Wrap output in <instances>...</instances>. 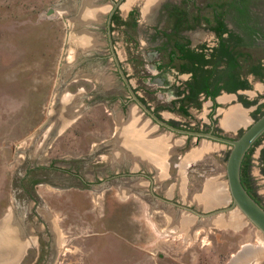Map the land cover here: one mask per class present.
Returning <instances> with one entry per match:
<instances>
[{
  "label": "rangeland",
  "instance_id": "rangeland-1",
  "mask_svg": "<svg viewBox=\"0 0 264 264\" xmlns=\"http://www.w3.org/2000/svg\"><path fill=\"white\" fill-rule=\"evenodd\" d=\"M101 2L99 26H90L85 13L95 9L94 0H0V223L10 222L3 231H22V218L29 225L33 248L26 249L22 264L36 263L38 256V264H248L251 251L264 253V241L238 211L223 214L225 222L191 218L184 212L186 225L170 206L135 191L141 186L128 178L108 182L110 173L121 172L111 154L114 137H122L118 143L124 144L120 132L125 118L119 114L120 99L127 95L107 58L101 25L110 6ZM129 3L123 11L131 8ZM201 11L211 16L206 6ZM139 31L116 28L114 37L123 68L145 91L139 73L147 74V64L153 61L136 49H149L151 32L149 26ZM125 35L133 36L136 49L128 47ZM252 52L264 58V48ZM253 84L243 96L259 99L261 105L244 111L236 128L222 132L227 137L238 138L264 114V85ZM149 88L151 96L141 94L152 106L167 104L154 95L155 86ZM59 102L71 103L80 115L61 128L55 120L50 122ZM130 107L144 139L160 143L163 155L174 149L153 174L155 193L200 212L231 205L225 178L229 146L159 129L146 117L141 121L134 103ZM189 113L191 117L166 111L163 116L182 126L202 127L206 108ZM220 119L223 123L225 116ZM262 150L264 136L249 159L253 195L264 205ZM258 257L249 264H264V255Z\"/></svg>",
  "mask_w": 264,
  "mask_h": 264
},
{
  "label": "flooded vegetation",
  "instance_id": "flooded-vegetation-1",
  "mask_svg": "<svg viewBox=\"0 0 264 264\" xmlns=\"http://www.w3.org/2000/svg\"><path fill=\"white\" fill-rule=\"evenodd\" d=\"M106 2L109 4L110 9L105 22L101 26H105L103 30L106 34L109 51L107 58L111 59L113 66L115 64L111 57L107 26H110L111 38L118 58L114 37L116 28L141 34L140 29L143 31L145 26L150 27L151 36L149 41L151 44L147 51L141 50V46L137 50L136 47L139 44L135 42L133 36L125 35V42H129L128 47L131 50L136 49L138 54L144 52L148 60L153 61L147 64V74L139 73V79L148 89L144 91L132 83V76L123 68V63L119 58L136 96L159 119L173 127L186 131L211 132L220 137L233 139L222 133L223 131L226 132L225 129L236 128L237 122H227L234 112L230 110L237 108L241 113H244L250 107L256 106L259 109L258 107L261 105L259 99L247 100L243 95L254 88L253 82L264 85V58L260 59L252 52L253 49L264 48V0H213V2L211 0H106ZM127 2H130L131 8L123 11V5ZM101 4V0H94L95 9H92L90 16L87 15L90 17V26H99L98 20L104 15ZM200 4L212 10L211 16L203 14L201 11L203 7ZM112 12L113 15L109 24V17ZM83 18L80 17V20ZM151 86L156 87L154 95H157L159 99L166 100V105L152 106L148 99L141 94L145 92V94L151 96L152 93L149 90ZM123 87L127 97L121 98L120 104L125 124L122 126L123 132H119L123 135L126 132L124 137L126 140L124 144H121L123 141L118 140V137H114L112 144L115 143L116 145L112 146L111 154L115 159L113 161L114 166L116 168L121 166V172L117 175L114 172L110 173L111 177L108 178V182L121 176L122 178H128V182L131 184L134 182L135 185L141 186L138 190L134 189L135 191L140 192V194L148 193L152 197L150 190L152 189L155 192V186L157 185L152 175L157 173L156 167H154L155 164L152 158L143 160L141 156L154 157L149 148L153 146L152 143L156 140L143 138L142 132L145 133L144 129L141 126H136V118H132L130 115V105L134 102L131 100L132 97L127 88ZM224 96L228 97L227 101L222 99ZM226 103H229V106L232 107L225 115L223 110H225ZM204 108L207 111L205 115L207 120L203 118L205 125L203 124L202 127L182 126L163 116V112L168 111L191 117L190 109L200 111ZM140 113L141 121L144 120L142 117H146L147 121L157 128L176 134L157 125L146 113L142 111ZM223 116H225V122L221 123L220 117ZM133 125L135 128H133ZM151 129H149L150 132ZM129 130L132 133L128 137L127 132ZM186 138L188 140L194 139L193 137ZM197 140L204 139L197 138ZM119 141L121 142L118 143ZM206 141L215 143L210 139H206ZM169 149L165 152L166 157H169L174 151ZM247 160V157H245L242 168L244 172L248 171L249 175L250 166ZM137 179L138 182H135ZM146 182H148V185L145 184ZM125 183L123 182V184ZM250 190L251 195L257 199L253 195L252 187ZM156 194L165 197L164 194ZM260 204L264 206L261 202ZM19 224L23 228L19 233L15 231L0 232V264H22L21 262L27 256V250L33 248L27 237L32 234L28 228L29 225L24 218L20 220ZM25 235L27 241L24 240ZM39 257L38 261H40ZM38 261L32 264H38ZM43 264H50V262Z\"/></svg>",
  "mask_w": 264,
  "mask_h": 264
},
{
  "label": "water",
  "instance_id": "water-1",
  "mask_svg": "<svg viewBox=\"0 0 264 264\" xmlns=\"http://www.w3.org/2000/svg\"><path fill=\"white\" fill-rule=\"evenodd\" d=\"M84 12V11H83ZM82 12V13H83ZM92 13V11H86L85 16ZM113 12L110 14L109 17V24L111 21V17ZM87 22V19H85ZM83 27V26H81ZM108 28V39L110 42V51L111 57L114 60V67L115 70L118 72L119 77L122 81L123 86H125L132 97V101L135 104V107L139 111H142L148 115V117L153 120L157 125L162 126L164 128L169 129L170 131L182 135L184 137H193L194 139L203 138L204 140L210 139L215 143H219L221 145H227L230 147V152L227 158L226 163V186L229 192V195L232 199V203L229 207H224L216 210H212L210 212H200L189 205H186L182 202H177L165 197H161L157 195L152 189L150 190V194L158 200L163 206H170V209H174L176 214H174L177 220H185L186 214L184 212L191 214V218H200L203 220L211 221L213 219H221L225 222L226 218L223 214H227L230 212L238 211L239 214L251 223L259 232L262 240L264 241V206H262L256 199L247 191L245 186L242 183V166L244 159L248 152L253 148L256 142L264 136V114L260 116L255 122H253L245 131L236 139H228L225 137L217 136L213 133H202V132H194V131H186L182 129H178L173 127L166 122L159 119L134 93L128 78L125 75V72L122 68L120 60L115 52L112 38H111V31L110 26ZM70 30L67 31V39L70 35ZM67 45V40H66ZM58 108L54 112L53 116L51 117V121L55 120L56 126L59 125V128L63 127L66 123L74 121L79 115V110H76L75 107L72 106L71 103H58ZM75 109V110H74ZM69 111V112H66ZM50 122L46 123L42 129H45L49 126ZM65 122V123H64ZM58 128V129H59ZM214 205V204H212ZM172 213V212H171ZM180 213V214H179ZM220 220V222H221ZM8 221V220H7ZM7 221H3L0 223V232L5 230ZM194 222V221H193ZM10 225V222L7 226ZM255 251V250H254ZM260 250H256L255 254L252 256V259H257L258 256L264 255L263 252ZM259 258V257H258Z\"/></svg>",
  "mask_w": 264,
  "mask_h": 264
},
{
  "label": "crops",
  "instance_id": "crops-1",
  "mask_svg": "<svg viewBox=\"0 0 264 264\" xmlns=\"http://www.w3.org/2000/svg\"><path fill=\"white\" fill-rule=\"evenodd\" d=\"M222 99H225L226 101H227V99H228V97L227 96H224V97H222ZM235 110H239V109H235ZM235 110H233V111H235ZM115 114V113H114ZM130 115L132 116V118H136V112L132 109V110H130ZM118 116V115H117ZM119 116H121L122 117V119H123V112H122V114H119ZM133 128H135V126L133 125ZM125 134L123 135L124 137L126 136V132H124ZM131 133H132V131L131 130H129L128 132H127V136L129 137V135L131 136ZM121 141H123L122 140V137H121V139H120ZM126 140V138H124V141ZM129 140V139H128ZM136 140V139H135ZM136 141H138V140H136ZM153 144V146H151L150 148H149V151L151 152V154L155 157H150V156H148V155H143V156H141L142 157V159L143 160H148V159H153L154 160V167H156V171H157V173H158V171H160V169H161V167H163L164 166V155L166 154H164L163 155V153H164V150L162 149V147H161V145H160V143L158 144V142L157 141H155L154 143H152ZM138 150V149H137ZM170 151L172 150H174V149H169ZM168 150V151H169ZM169 151V152H170ZM160 152V153H159ZM162 159H163V161H162ZM160 164V165H159ZM153 175V174H152ZM153 178H154V180H155V183H156V177L153 175ZM153 180V181H154ZM165 195V194H164ZM153 197V196H152ZM166 197V196H165ZM155 199V198H154ZM255 253L254 251H251L250 252V254L253 256V254ZM252 256H250L249 257V263L252 261V260H254V259H252ZM248 263V264H249Z\"/></svg>",
  "mask_w": 264,
  "mask_h": 264
},
{
  "label": "trees",
  "instance_id": "trees-1",
  "mask_svg": "<svg viewBox=\"0 0 264 264\" xmlns=\"http://www.w3.org/2000/svg\"><path fill=\"white\" fill-rule=\"evenodd\" d=\"M261 140H258L257 142H256V144L254 145V147L250 150V153L246 156L247 157V163L248 164H250V156H251V153L253 152V150H254V148H255V146L260 142ZM261 162L264 164V150L262 151V154H261ZM243 167V166H242ZM242 171H243V168H242ZM263 173H264V171H263ZM242 183H243V185L245 186V188L247 189V191L251 194V187H252V184H251V178H250V176L248 175V171H246V172H242ZM256 201H258L257 199H256ZM259 203H260V201H258Z\"/></svg>",
  "mask_w": 264,
  "mask_h": 264
},
{
  "label": "bare ground",
  "instance_id": "bare-ground-1",
  "mask_svg": "<svg viewBox=\"0 0 264 264\" xmlns=\"http://www.w3.org/2000/svg\"><path fill=\"white\" fill-rule=\"evenodd\" d=\"M82 20V19H81ZM83 21H84V19H83ZM230 111H233V110H230ZM229 116V115H228ZM242 119H243V113H241L239 110H235L234 112H233V114H232V116H231V118H229L228 120H227V122L228 123H231V122H233V123H241L242 122ZM225 122V121H224ZM160 153V152H159ZM160 165V164H159ZM207 198V197H206ZM209 200V199H208ZM217 200V199H216ZM211 201V200H210ZM188 221V220H187ZM187 221H185V220H183V222H184V224L186 223V225H187ZM189 223H190V221H189ZM239 223H240V221H239ZM238 223V224H239ZM233 224V223H232ZM7 227V226H6ZM180 227V226H179ZM256 251V250H255ZM245 254V253H244ZM253 254V253H252ZM255 254V253H254ZM253 254V255H254ZM244 258V257H243ZM238 263H239V261H238Z\"/></svg>",
  "mask_w": 264,
  "mask_h": 264
}]
</instances>
